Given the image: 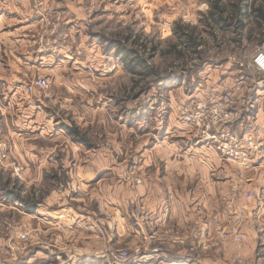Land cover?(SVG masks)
Masks as SVG:
<instances>
[{"label":"rangeland","instance_id":"obj_1","mask_svg":"<svg viewBox=\"0 0 264 264\" xmlns=\"http://www.w3.org/2000/svg\"><path fill=\"white\" fill-rule=\"evenodd\" d=\"M260 48L264 0H0V264L139 259L145 151L201 143L182 119L200 95L241 86L254 101ZM241 196L206 250L240 246L222 235Z\"/></svg>","mask_w":264,"mask_h":264},{"label":"crops","instance_id":"obj_2","mask_svg":"<svg viewBox=\"0 0 264 264\" xmlns=\"http://www.w3.org/2000/svg\"><path fill=\"white\" fill-rule=\"evenodd\" d=\"M256 86L254 101L245 87L239 90L241 86H237L231 92L246 110L251 109L250 102H255L257 107V101L261 104L264 101L261 93L264 85L256 82ZM29 107L35 111L34 106ZM252 110L246 114L250 115L246 123L232 125L240 132L249 125L261 133V153L253 155L250 161L223 159L214 146L205 142L192 143L183 149L182 140H161L145 151L141 186L143 222L141 229L133 226L132 231L134 239L142 232L145 252L128 264H214L219 257L233 263L239 256L244 259L242 264H264V117L263 110L257 113ZM258 125L261 127L257 128ZM94 160L109 162L101 157ZM248 190L253 192V197L245 196ZM236 194L243 195L241 209L245 222L240 231L245 240L242 247L233 248L230 244L219 249L218 254L217 250H206V241L216 234V215L225 223L232 210L228 204ZM62 215L65 218V213ZM119 226L113 234L117 242ZM167 229L171 231L169 236L164 235ZM101 254L100 259L110 258L109 254ZM81 255L72 253L67 259L82 264Z\"/></svg>","mask_w":264,"mask_h":264},{"label":"built area","instance_id":"obj_3","mask_svg":"<svg viewBox=\"0 0 264 264\" xmlns=\"http://www.w3.org/2000/svg\"><path fill=\"white\" fill-rule=\"evenodd\" d=\"M253 67L255 70L264 74V49L260 48L253 57ZM48 81L45 77H36L31 85L26 87L30 92L35 87H46ZM250 108H256V105L250 102ZM245 107V106H244ZM251 109L246 110L239 105V100L232 93L208 92L200 95L195 100V104L182 111V119L192 126L198 141L205 142L220 153L224 158H229L239 162L250 161L254 154L261 153L262 140L255 129L249 125L244 126V131L240 132L233 129L235 123L244 120V115L248 114ZM250 115L246 116L249 120ZM243 123H245L243 121ZM242 123V124H243ZM264 189V185H263ZM246 197H253V192L248 190ZM234 217L230 221L229 227L224 231L222 237L224 244L228 240H233L237 244H243L244 236L240 229L244 223L245 213L242 209L234 212ZM219 242L216 238L211 242L212 246H217ZM211 245H205L209 248ZM128 255L127 251L120 254L121 258ZM240 263L242 259H238Z\"/></svg>","mask_w":264,"mask_h":264}]
</instances>
